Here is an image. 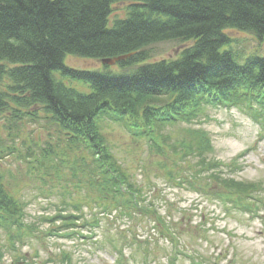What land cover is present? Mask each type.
Returning a JSON list of instances; mask_svg holds the SVG:
<instances>
[{"label":"trees","instance_id":"1","mask_svg":"<svg viewBox=\"0 0 264 264\" xmlns=\"http://www.w3.org/2000/svg\"><path fill=\"white\" fill-rule=\"evenodd\" d=\"M116 3L125 4L124 16L110 20ZM230 28L264 40V0H0V115L10 113L9 130L24 118L36 121L40 116L56 127L64 147L57 152L47 143L48 148L40 149L36 162L42 177L52 173L63 179L67 148L76 150L85 164L84 183L78 180L73 188L86 195L74 198L64 188L61 195L67 193L69 203L55 206L53 215L39 216L50 224L49 233L70 227L93 230L112 214L131 220L148 215L159 232L177 239L165 217L152 203H144L143 188L113 154L104 132L108 122L121 123L134 138L147 140L151 154L170 160L174 170L166 169L169 183L216 194L226 206L256 212L253 199L259 185L219 180L220 162L208 158L212 145L203 129L188 128V139L169 143L167 149L168 136L161 133L166 124L198 120L209 105L264 114V57L244 58L231 48ZM168 40L188 44L173 58L150 61L146 48ZM66 54L96 59L131 54L115 64L131 71L118 73L105 64L95 70L73 68L64 64ZM63 78L87 83V89ZM191 154L197 158L196 170L185 174L182 167L188 169L185 161ZM210 178L220 186L210 185ZM26 205L0 167V229L13 251L9 264H33L17 251L36 228L25 221ZM112 246L117 263L124 264L122 245ZM61 260L71 264L67 254Z\"/></svg>","mask_w":264,"mask_h":264},{"label":"rangeland","instance_id":"2","mask_svg":"<svg viewBox=\"0 0 264 264\" xmlns=\"http://www.w3.org/2000/svg\"><path fill=\"white\" fill-rule=\"evenodd\" d=\"M113 6L110 20L123 17L125 4ZM227 33L232 38L231 48L241 51L242 57L253 54L264 57V40L233 28L227 29ZM186 44L188 42L160 41L149 45L146 51L150 61L169 59ZM64 64L87 70L102 67L101 59L73 54L65 55ZM110 68L118 73L131 71V68L124 69L115 64ZM54 75L59 77L58 71ZM63 81L80 90L87 89V83L66 78ZM240 107L209 105L200 112L198 120L166 124L161 133L168 136L166 147L182 138L188 139V128L203 129L210 136L212 145V149L206 152L208 158L220 162L215 173L219 180L231 178L259 185L258 194L253 199L256 212L251 213L235 209L230 204L226 206L216 194H199L187 186L176 187L169 183L165 173L167 168L174 170L173 163L151 154L145 138H134L119 122H108L104 127L113 154L128 168L131 181L143 188L147 196L144 203H152L160 216L165 217L176 240L159 232L148 215L135 216L131 220L112 214L103 216L93 230L70 227L49 233L50 224L41 221L39 216L53 215L55 206L69 203L71 197L67 193L61 195L65 189L74 198L86 195L85 190L73 188L78 180L84 183L82 174L85 170L82 169L85 164L80 161L81 155L76 150H69L66 146L63 179L58 180L52 173V176L42 177L43 169L39 168L42 166L37 164L36 155L40 154L41 148H48L47 143L54 151L62 152L64 143L58 130L42 116L36 121L24 118L17 122V128L9 130L11 115L1 114L0 149L5 156L0 160V167L20 198L27 202L25 221L33 222L36 227L32 236L24 238L22 245L17 243V251L33 264H67L61 260L62 254L70 257L71 264H117L118 254L112 245H122L124 264H196L193 260L201 264H264V114L256 116ZM196 160L194 154L189 155L185 161L188 169L183 166L182 172H195ZM48 172L52 170L48 169ZM209 182L212 186H220L212 178ZM85 211L88 213L87 208ZM71 231L79 234L72 235ZM142 240L146 242H139ZM6 244L4 232L0 229V247L4 252L0 264H9L13 257V251ZM48 257L53 260L49 261Z\"/></svg>","mask_w":264,"mask_h":264},{"label":"water","instance_id":"3","mask_svg":"<svg viewBox=\"0 0 264 264\" xmlns=\"http://www.w3.org/2000/svg\"><path fill=\"white\" fill-rule=\"evenodd\" d=\"M130 55L131 54H126V55H120L117 57L102 58L101 63L105 64V65L112 66V65L116 64L119 60H122V59H124Z\"/></svg>","mask_w":264,"mask_h":264}]
</instances>
